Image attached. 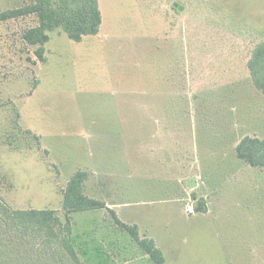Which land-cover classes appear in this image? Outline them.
<instances>
[{
  "label": "rangeland",
  "instance_id": "1",
  "mask_svg": "<svg viewBox=\"0 0 264 264\" xmlns=\"http://www.w3.org/2000/svg\"><path fill=\"white\" fill-rule=\"evenodd\" d=\"M32 1L0 0V12ZM98 2L99 33L50 32L45 62L23 39L36 17L0 23L3 201L68 219L81 264H154L108 208L166 264H264V169L236 153L244 137L264 138L247 67L264 42V0ZM79 170L107 208L67 216Z\"/></svg>",
  "mask_w": 264,
  "mask_h": 264
},
{
  "label": "trees",
  "instance_id": "2",
  "mask_svg": "<svg viewBox=\"0 0 264 264\" xmlns=\"http://www.w3.org/2000/svg\"><path fill=\"white\" fill-rule=\"evenodd\" d=\"M34 16L37 26L26 30L24 41L38 47L35 56L45 62L44 46L49 33L60 29L76 42L99 33L102 14L98 0H33L21 8L0 12V23ZM255 88L264 96V42L258 44L247 64ZM237 157L245 164L264 169V138L244 137L236 147ZM89 173L77 171L68 181L63 199L66 215L107 208L85 194ZM117 226L127 232L154 264H166L153 239L141 237L137 225L122 222L110 208ZM57 212L13 210L0 196V264H81L71 242V227Z\"/></svg>",
  "mask_w": 264,
  "mask_h": 264
},
{
  "label": "built area",
  "instance_id": "3",
  "mask_svg": "<svg viewBox=\"0 0 264 264\" xmlns=\"http://www.w3.org/2000/svg\"><path fill=\"white\" fill-rule=\"evenodd\" d=\"M187 210H188L189 213H193L194 212V209H193L192 206H188L187 207Z\"/></svg>",
  "mask_w": 264,
  "mask_h": 264
},
{
  "label": "water",
  "instance_id": "4",
  "mask_svg": "<svg viewBox=\"0 0 264 264\" xmlns=\"http://www.w3.org/2000/svg\"><path fill=\"white\" fill-rule=\"evenodd\" d=\"M181 10H183V8L181 7Z\"/></svg>",
  "mask_w": 264,
  "mask_h": 264
}]
</instances>
